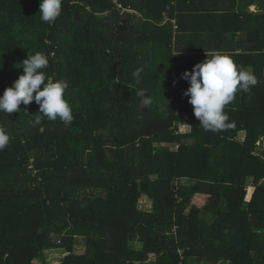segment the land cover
Instances as JSON below:
<instances>
[{"label":"trees","instance_id":"16d2710c","mask_svg":"<svg viewBox=\"0 0 264 264\" xmlns=\"http://www.w3.org/2000/svg\"><path fill=\"white\" fill-rule=\"evenodd\" d=\"M179 1L63 0L49 24L39 0H0V95L40 52L73 115L0 112V264H47L53 249L58 264H264V0L212 8L204 26ZM214 54L258 83L206 131L181 74Z\"/></svg>","mask_w":264,"mask_h":264},{"label":"clouds","instance_id":"9594fccd","mask_svg":"<svg viewBox=\"0 0 264 264\" xmlns=\"http://www.w3.org/2000/svg\"><path fill=\"white\" fill-rule=\"evenodd\" d=\"M63 0H39L38 12L45 23H53L60 16ZM49 66V60L43 53L28 55L20 67L23 74L6 87L0 95V112L10 115L20 111V105L35 102L38 111L35 119L30 121L33 126L40 125L45 118L71 124L73 120L71 106L65 99L68 83L64 80L49 79L44 71ZM143 70L137 68L132 76L139 78ZM181 78L189 87L183 95L193 107V114L199 125L206 131H218L228 119L224 109L230 104L238 91L248 92L258 83L250 68L237 66L234 61L224 55H206L204 61L196 63L191 71L185 70ZM143 106L152 104L150 97L143 90L137 92ZM25 113L26 110H25ZM32 115V114H31ZM9 143V136L0 128V150Z\"/></svg>","mask_w":264,"mask_h":264},{"label":"crops","instance_id":"0c3cea01","mask_svg":"<svg viewBox=\"0 0 264 264\" xmlns=\"http://www.w3.org/2000/svg\"><path fill=\"white\" fill-rule=\"evenodd\" d=\"M179 6L184 7V9H191V10H192V7L196 6L197 8L196 7L193 8L195 13L198 11L200 13H204V14H200L198 12L199 13L198 15H201L200 18L198 17V15L195 16V18L192 20L190 26H193L194 22H196L198 25L200 23L202 26H204V22H209L208 20L209 19L211 20V18L208 17L207 15L209 13H211L210 9H212V8H215V9L219 8L222 10L233 9L234 11L246 10L248 12H253V13L261 11L260 6L256 2L254 4L245 5L244 3L238 2V0H236V1H234V0H196V3H194V4L191 0H180ZM186 22H188V21H186ZM172 23H173V25H175L176 19H173ZM237 35L241 36L242 34H240L238 32ZM184 44H185L184 41H181L179 43V46H183ZM248 67H250V66H248ZM243 137H244V132L243 131L239 132L238 133V139L242 140ZM76 249L80 250L79 253H81L83 251V241L81 238H78V248H76ZM52 251H59L58 253H61L60 259L66 254V252L63 249L47 250V252H52ZM58 263H59V261H58Z\"/></svg>","mask_w":264,"mask_h":264},{"label":"rangeland","instance_id":"374dc122","mask_svg":"<svg viewBox=\"0 0 264 264\" xmlns=\"http://www.w3.org/2000/svg\"><path fill=\"white\" fill-rule=\"evenodd\" d=\"M140 205L144 208H147V207H149V202H148V200L145 198V197H143L142 199H141V202H140ZM79 251L80 250H78V249H76V252H78L79 253ZM59 251H54V252H49V254H48V252H47V250L45 251V253H46V257H47V264H50L49 262H48V260H49V257H51V258H54V260L53 261H59V254H61V253H58ZM58 258V259H57ZM51 262V264H53L54 262ZM58 261L56 262V264H58ZM137 264H139V263H137Z\"/></svg>","mask_w":264,"mask_h":264},{"label":"water","instance_id":"95a60500","mask_svg":"<svg viewBox=\"0 0 264 264\" xmlns=\"http://www.w3.org/2000/svg\"><path fill=\"white\" fill-rule=\"evenodd\" d=\"M248 68H250L251 70H252V73H253V68L250 66V67H248Z\"/></svg>","mask_w":264,"mask_h":264},{"label":"built area","instance_id":"2783aa9c","mask_svg":"<svg viewBox=\"0 0 264 264\" xmlns=\"http://www.w3.org/2000/svg\"><path fill=\"white\" fill-rule=\"evenodd\" d=\"M124 10H126V9H124Z\"/></svg>","mask_w":264,"mask_h":264}]
</instances>
